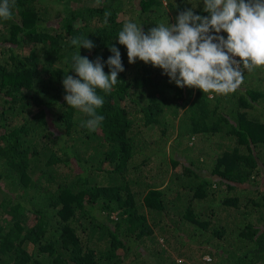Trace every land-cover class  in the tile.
<instances>
[{
  "label": "trees",
  "instance_id": "obj_1",
  "mask_svg": "<svg viewBox=\"0 0 264 264\" xmlns=\"http://www.w3.org/2000/svg\"><path fill=\"white\" fill-rule=\"evenodd\" d=\"M198 4L16 0L0 20V264H264V76L245 69L226 95L180 88L118 41L129 20L147 33L207 16ZM77 36L106 74L110 46L124 67L98 90L95 131L64 99ZM187 136L209 140V164Z\"/></svg>",
  "mask_w": 264,
  "mask_h": 264
},
{
  "label": "clouds",
  "instance_id": "obj_2",
  "mask_svg": "<svg viewBox=\"0 0 264 264\" xmlns=\"http://www.w3.org/2000/svg\"><path fill=\"white\" fill-rule=\"evenodd\" d=\"M100 0H97V4ZM207 16L181 11L174 24H159L145 33L142 25L131 20L118 33L119 44L126 46L128 61L137 58L163 70L177 87L200 89L203 93L229 94L244 82L243 70L264 67V0H203ZM16 0H0V20L13 19ZM111 16L105 11V21ZM227 33V39L221 32ZM78 51L71 56V71L78 78L65 75L62 84L67 105L87 117L81 127L95 131L105 117L98 114L105 100L98 90L110 94L124 71L121 53L110 46L112 55L106 63L97 57L90 61L80 55L81 47L91 50L87 37L71 39Z\"/></svg>",
  "mask_w": 264,
  "mask_h": 264
},
{
  "label": "rangeland",
  "instance_id": "obj_3",
  "mask_svg": "<svg viewBox=\"0 0 264 264\" xmlns=\"http://www.w3.org/2000/svg\"><path fill=\"white\" fill-rule=\"evenodd\" d=\"M189 1L192 2V0H189ZM199 4L198 5L200 7H202L203 0H199ZM193 8H191V9H193ZM258 69H259L260 74L259 75H257V74L256 75H253L255 77L254 79L257 80L256 83H258V80L261 79L260 77L264 76V67H261V68H258ZM254 84H255V82H254ZM170 124H172V123L170 122ZM175 134H176V130H174V134L173 135H175ZM181 142L184 143L183 144V147L190 146L191 150H188V153H189L188 157H190L191 160H192V158L197 159V158L200 157V159H203L204 158L205 161L209 164V162L212 159L211 158V155H210V151H212V149H213V148L210 149L211 146L209 147V145H210L209 144V140H206V139L201 140L199 138H196V139H194L192 141H189L188 140V136H187L186 138H184L183 140H181ZM202 150H204V152ZM184 159H186V157ZM190 159L189 160L187 159V161L190 162ZM166 165H167V168L169 169L170 168V163H168V164L166 163ZM205 258L207 259L208 257L205 256Z\"/></svg>",
  "mask_w": 264,
  "mask_h": 264
}]
</instances>
